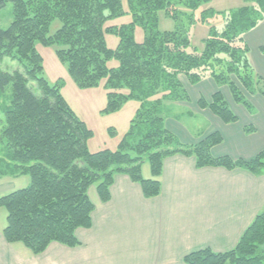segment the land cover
I'll use <instances>...</instances> for the list:
<instances>
[{
    "label": "trees",
    "instance_id": "obj_1",
    "mask_svg": "<svg viewBox=\"0 0 264 264\" xmlns=\"http://www.w3.org/2000/svg\"><path fill=\"white\" fill-rule=\"evenodd\" d=\"M0 0L12 5V21L0 30V60L15 61L19 69L0 72V89L10 86L9 105L0 109L3 126L0 140V179L26 176L29 183L20 190L0 196L6 212L4 240L20 243L33 255L52 243L79 245L77 229H89L94 206L88 190L95 187L102 203L110 200L114 176L122 174L140 186L144 198L158 197L163 161L176 155L192 158L196 169H241L253 175L264 173V151L248 161L214 158L211 149L221 143L211 134L195 145H182L164 127L165 103L188 102L181 83L191 85L211 79L225 87L232 101L251 113L246 96L264 98V79L249 60L246 34L264 20V0H244L246 5L228 12L205 9L198 18L178 13L183 6L194 12L208 0ZM172 20L179 14L187 26L208 27L203 47L197 50L187 28L158 30V13ZM129 15L120 27L106 23ZM221 17L218 27L210 25ZM218 19V18H217ZM60 27L48 34L53 21ZM139 27L144 38L134 40ZM118 44L111 50L105 35ZM56 47V57L80 89L103 82L106 106L102 114L116 113L126 102L138 104L126 134L114 151L88 150L92 132L60 94L62 84L49 85L43 78L42 58L36 45ZM115 60V68L107 63ZM199 109H207L224 124L237 121L220 92L209 102L199 98ZM252 128H245L251 132ZM149 166L152 179H144L141 167ZM264 209L259 212L229 251L209 248L183 257L184 264H264Z\"/></svg>",
    "mask_w": 264,
    "mask_h": 264
},
{
    "label": "crops",
    "instance_id": "obj_2",
    "mask_svg": "<svg viewBox=\"0 0 264 264\" xmlns=\"http://www.w3.org/2000/svg\"><path fill=\"white\" fill-rule=\"evenodd\" d=\"M244 40L255 72L264 79V20ZM181 83L188 102L165 103L164 127L182 145H195L215 133L221 143L211 149L214 158L248 161L264 151L262 96H246L253 110L249 113L211 79L194 86ZM216 92L222 94L236 116L235 123L224 124L207 109L198 108L200 97L209 102ZM173 108L180 109L187 121L180 122L167 113ZM245 128L252 131L245 132ZM141 175L152 179L148 164L142 165ZM158 180L160 194L149 199L143 197L137 183L122 174L114 176L106 203L100 202L95 187H90L92 225L76 230L79 245L70 248L52 243L39 255H33L20 243L4 240L6 212L0 209V264H184L185 255L204 248L215 253L233 249L264 209V173L196 169L192 158L176 155L163 161ZM14 181L29 183L26 176L1 178L0 193H8L0 196L15 191L10 189Z\"/></svg>",
    "mask_w": 264,
    "mask_h": 264
},
{
    "label": "rangeland",
    "instance_id": "obj_3",
    "mask_svg": "<svg viewBox=\"0 0 264 264\" xmlns=\"http://www.w3.org/2000/svg\"><path fill=\"white\" fill-rule=\"evenodd\" d=\"M123 1V9L127 10L125 1ZM246 5L244 0H208L206 4L201 5L196 11H187L183 6H178V13H186L192 15L191 19L198 18L201 11L205 9H212L216 12H228ZM178 16L175 21L164 16L163 12L158 13V30L159 31H173L175 29L187 28L189 31V40L193 47L197 50H201L203 47L202 41L207 37L208 27L205 24L196 23L194 25L187 26V18L184 15ZM218 18V19H217ZM221 17H216L210 25L218 27L220 25ZM12 21V5L10 3L0 4V30H6ZM131 21L129 15L122 16L106 23V26L120 27L127 25ZM60 22L53 21L48 30V34H53L59 27ZM144 38L143 31L136 27L134 30V40L140 43ZM106 46L113 50L118 44V38L114 35H105ZM36 51L42 58L43 78L49 85H56L58 82L62 84L60 88V94L74 111L76 116L82 120L86 127L91 130L92 137L87 141L88 150L92 153L108 149L114 151L117 148V144L120 139L126 134L129 128V123L134 116L137 108L136 101L126 102L116 113L102 114L100 111L106 106V91L103 88V82L96 88L80 89L70 78L65 65L60 63L57 59L54 46H42L36 45ZM250 63L254 60L250 56ZM117 62L111 60L107 63L109 68H115ZM19 66L15 61L8 58H2L0 60V72L11 73L18 70ZM181 80L187 84L186 80L181 77ZM224 90H227L225 87ZM11 98L10 86L0 89V109L9 105ZM168 114L176 116L180 119V122L187 121V118L181 113L180 109H171ZM197 124V123H196ZM3 126V116L0 114V130ZM4 151V147L0 140V154ZM147 165V163H144ZM26 180L28 178L26 177ZM14 189L20 190L26 187L27 184L22 181L12 182ZM8 193L7 191L1 192Z\"/></svg>",
    "mask_w": 264,
    "mask_h": 264
}]
</instances>
